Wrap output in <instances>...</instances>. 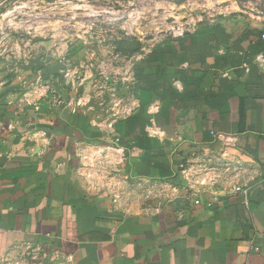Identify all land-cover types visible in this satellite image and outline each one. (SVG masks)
<instances>
[{"label":"crops","instance_id":"1","mask_svg":"<svg viewBox=\"0 0 264 264\" xmlns=\"http://www.w3.org/2000/svg\"><path fill=\"white\" fill-rule=\"evenodd\" d=\"M14 1L0 0V264H264V16L232 5L158 40L136 66L139 107L106 134L74 107L83 89L24 66L75 40L15 30ZM184 166H216L218 185H188Z\"/></svg>","mask_w":264,"mask_h":264},{"label":"built area","instance_id":"2","mask_svg":"<svg viewBox=\"0 0 264 264\" xmlns=\"http://www.w3.org/2000/svg\"><path fill=\"white\" fill-rule=\"evenodd\" d=\"M9 1V0H5ZM112 6H101L90 9V0H15L11 8L5 12V21L17 31H25L34 37L51 36L60 40L69 36L72 40H81L86 47L85 60L78 66L61 51L57 52V59L63 64L60 72L62 79L70 89H83V95L75 100L74 107L82 109L84 114L93 112L91 120L106 134L114 133L119 121L130 118L140 105L136 95L137 73L136 66L140 58L151 50L158 40L167 36H182L191 31L200 21H215L218 15L229 12V4H220L213 12L203 10L201 14L192 17H179L174 14V8L164 9V22L157 25L148 35L138 31L141 11L135 0H108ZM264 5V0H260ZM175 6V5H174ZM254 14L255 6L247 5ZM237 7L240 6L237 3ZM241 9V8H240ZM30 23L26 29L24 22ZM166 21V22H165ZM165 23V24H164ZM62 32L64 35L60 34ZM9 30L1 27L2 36ZM135 36L142 44L140 50L134 54L122 55L116 51V41L123 37ZM41 57H39L40 59ZM257 61L264 68V53L256 56ZM88 71L93 76L88 77ZM60 104L61 100L55 98ZM217 140L233 138L222 132L212 131ZM114 147L118 143L113 142ZM101 152V151H100ZM221 156L229 152L224 147L219 151ZM201 172L189 166L183 167V173L188 185H199L201 190L212 189L218 185L220 170L216 166H203ZM120 174L124 178H135L132 173H124L123 169L111 172L110 177ZM214 175V177H211ZM112 187L113 185H106ZM235 191L247 193V188L237 185ZM119 196L118 192H112ZM199 203V200H195ZM29 252L34 250L26 246ZM5 260L7 254L2 256ZM20 258L13 260L20 264ZM243 264H257L245 262Z\"/></svg>","mask_w":264,"mask_h":264},{"label":"rangeland","instance_id":"3","mask_svg":"<svg viewBox=\"0 0 264 264\" xmlns=\"http://www.w3.org/2000/svg\"><path fill=\"white\" fill-rule=\"evenodd\" d=\"M125 2L127 0H124ZM141 11V20L137 27L138 31L146 35L152 32V29L157 25H162L164 22V9L174 8V14L179 17H192L201 14L203 10L213 12L220 4H229V6H237L234 0H189L185 4L176 5L170 0H135ZM259 2V1H258ZM251 2L247 3L249 5ZM252 4V3H251ZM108 0H90V9H95L101 6H112ZM175 5V6H174ZM230 6V7H231ZM230 9V8H228ZM241 10L240 8H238ZM166 22V21H165ZM165 24V23H164Z\"/></svg>","mask_w":264,"mask_h":264},{"label":"trees","instance_id":"4","mask_svg":"<svg viewBox=\"0 0 264 264\" xmlns=\"http://www.w3.org/2000/svg\"><path fill=\"white\" fill-rule=\"evenodd\" d=\"M140 48H141V42L135 36L123 37L116 41V51L120 52L122 55L134 54L138 52ZM85 54H86V47L84 43L81 40H75L70 48V53L68 58L70 59V61H72L74 65L79 66L81 62L85 60ZM123 122H125V120L119 121L116 124V129L119 130V126L123 124ZM189 153H190L189 151L186 153L180 151V154L183 156L182 160H185ZM176 158H177V153L174 154V159Z\"/></svg>","mask_w":264,"mask_h":264},{"label":"water","instance_id":"5","mask_svg":"<svg viewBox=\"0 0 264 264\" xmlns=\"http://www.w3.org/2000/svg\"><path fill=\"white\" fill-rule=\"evenodd\" d=\"M170 1L175 3L176 5H182L188 2L189 0H170ZM234 1L238 3V5L241 8V11L251 10V8L246 5L247 3L251 2L255 6V10H253V13L255 15L264 16V5L260 0H234ZM24 66L25 67L40 66L44 69L43 75H49L54 73L61 74L60 70L63 64L61 62L52 64L51 59L41 60L37 58V59H33L30 63ZM15 89L16 87L7 89L3 94L8 93L9 91H14Z\"/></svg>","mask_w":264,"mask_h":264}]
</instances>
